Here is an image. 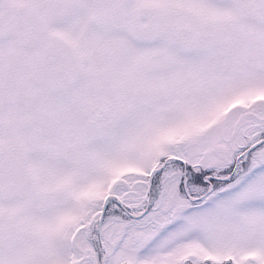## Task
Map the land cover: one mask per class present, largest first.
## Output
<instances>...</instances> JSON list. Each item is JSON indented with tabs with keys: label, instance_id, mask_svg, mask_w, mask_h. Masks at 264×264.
<instances>
[{
	"label": "snow or ice",
	"instance_id": "1",
	"mask_svg": "<svg viewBox=\"0 0 264 264\" xmlns=\"http://www.w3.org/2000/svg\"><path fill=\"white\" fill-rule=\"evenodd\" d=\"M0 264H264V0H0Z\"/></svg>",
	"mask_w": 264,
	"mask_h": 264
}]
</instances>
